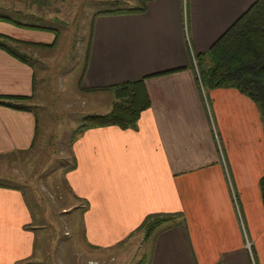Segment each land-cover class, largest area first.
Instances as JSON below:
<instances>
[{
  "label": "crops",
  "instance_id": "1",
  "mask_svg": "<svg viewBox=\"0 0 264 264\" xmlns=\"http://www.w3.org/2000/svg\"><path fill=\"white\" fill-rule=\"evenodd\" d=\"M252 1L151 0L140 14L95 19L81 87L99 91L146 77L149 106L132 129H87L69 144L65 183L86 204L85 245L109 249L140 232L147 214H178V225L163 224L150 235L147 264H251L254 256L264 264L257 110L235 89H207L212 133L189 66V54L205 52ZM0 35L40 43L53 37L2 20ZM31 75L26 63L0 49V95L31 98ZM35 124L31 111L0 105V155L30 147ZM28 211L17 188L0 184V264H42L25 229Z\"/></svg>",
  "mask_w": 264,
  "mask_h": 264
},
{
  "label": "rangeland",
  "instance_id": "2",
  "mask_svg": "<svg viewBox=\"0 0 264 264\" xmlns=\"http://www.w3.org/2000/svg\"><path fill=\"white\" fill-rule=\"evenodd\" d=\"M107 1L0 0V14L58 31L53 48H18L32 65L33 91L27 104L35 115L36 135L26 150L0 155V184L13 186L24 195L30 215L25 229L35 237L42 264H137L149 250L151 236L146 240L141 231L109 249L85 245L80 237L86 204L81 207V201L73 197L65 183L70 170L72 132L87 114L106 113L113 100L108 90H86L79 85L91 18ZM202 89L201 99L213 127L207 89ZM225 174L231 188L227 171ZM232 196L237 208L233 193ZM247 251L254 252L253 246ZM250 263L256 264L255 256Z\"/></svg>",
  "mask_w": 264,
  "mask_h": 264
},
{
  "label": "trees",
  "instance_id": "3",
  "mask_svg": "<svg viewBox=\"0 0 264 264\" xmlns=\"http://www.w3.org/2000/svg\"><path fill=\"white\" fill-rule=\"evenodd\" d=\"M149 1L151 0H108L105 7L93 13L86 48L84 49L79 85H81V79L87 65L95 17L140 14L144 12L146 3ZM0 20L18 27L47 31L52 34L53 37L49 43L21 41L0 35V49L26 63L30 68L32 65L28 61V57L18 50L20 46L53 48L57 42L58 31L55 28L21 23L10 16L2 14H0ZM192 55L200 83L205 89L215 87L235 89L255 106L264 139V0H253L251 5L233 21L205 52ZM189 62L191 72L194 74L190 58ZM145 78L125 80L99 88L112 93L113 100L109 110L103 114H87L84 116L80 125L72 132L70 143L87 129L104 126H116L120 129L134 128L140 113L149 106V97L144 86ZM31 82L33 86V72ZM29 98L30 96L0 95V105L30 112L29 107L23 104ZM33 116L35 124V115L33 114ZM34 126L35 129L36 124ZM258 187L264 210V174L259 178ZM181 221L182 217L178 214H147L138 226V230H141L143 237L147 238L161 225L168 224L167 226H169L171 224L172 227L178 225ZM141 258L137 264H147L150 255L149 253L143 254ZM29 263L31 262L25 264Z\"/></svg>",
  "mask_w": 264,
  "mask_h": 264
},
{
  "label": "built area",
  "instance_id": "4",
  "mask_svg": "<svg viewBox=\"0 0 264 264\" xmlns=\"http://www.w3.org/2000/svg\"><path fill=\"white\" fill-rule=\"evenodd\" d=\"M189 58H190V60H191L192 66H193L194 74H195V77H196V82H197V84H198L199 90H200V92L202 93V97H203V99H204L203 89H202L203 86H202L201 83H200V80H199V77H198V74H197V71H196V68H195V60H194V58H193L192 53L189 54ZM211 128H212V131L214 132L213 127H211ZM232 197H233V196H232ZM235 208H236V207H235ZM237 214H238V221H239V223H240V227H241V229H243L242 223H241L240 218H239V213L237 212ZM244 244H245V248H246L247 250H249L250 243H249L248 241H245Z\"/></svg>",
  "mask_w": 264,
  "mask_h": 264
}]
</instances>
